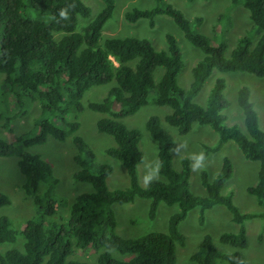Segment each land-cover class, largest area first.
<instances>
[{"label": "trees", "instance_id": "16d2710c", "mask_svg": "<svg viewBox=\"0 0 264 264\" xmlns=\"http://www.w3.org/2000/svg\"><path fill=\"white\" fill-rule=\"evenodd\" d=\"M101 1L103 7L95 17L76 30L78 18L89 16L88 7L80 0H0L3 83L18 106L28 98L38 102L41 114L34 121L33 132L13 136L10 143L0 139V156L16 153V165L24 179L21 189L31 198L35 208L34 215L24 221L19 231L24 240L23 250L0 252V264H175V245L184 243V235L178 231L179 222L188 210L198 207V222L202 223L204 211L215 204L224 206L237 225L234 232L220 233L218 241L237 249L245 248L244 221L253 217L264 220V212H240L230 196L220 193L232 174L229 158H222L220 169L212 180L201 170L199 183L205 194H192L188 189L189 159L182 156L179 169L172 167V138L161 128L159 118L151 115L144 125L157 144L158 178L141 187L136 179V165L142 159L137 147L140 133L117 119L135 113L147 103L153 90V103L170 109L163 121L174 127L178 134H185L193 123L208 125L217 133L216 143L204 147L205 155L231 140L245 159L257 161L256 181L246 187V192L258 205H264V131L258 127L248 89L242 86L236 93L247 135L236 126L223 123L220 111L227 102L221 93L224 84L220 78L214 80L204 105L192 101L214 69L264 77V0H230L232 5L241 3L247 10L258 37L252 45L249 36H240L227 58L223 56L224 43H215L205 34L193 30L181 10L164 0H153L154 5L149 8L134 7L124 11L125 21L145 18L149 26H153L156 15L169 16L184 38L202 52L201 59L191 68V82L187 88L176 83L182 61L172 35H165V51L155 50L146 39L128 36L100 39L101 28L114 8V0ZM193 20L199 23L201 18ZM157 67L162 68V72L154 83L153 72ZM110 81L114 84L106 96L97 102H87L86 107L108 115L99 118L95 128L112 137L114 146L107 147L105 154L117 160L128 176V186L114 190H109L104 183L111 168L100 163L89 168L92 153L75 134L78 123L74 119H65L70 110L75 114L82 110L80 99L85 90ZM44 114L52 118H44ZM11 118L7 117L3 123L9 133ZM69 134L77 151L73 159L78 166L71 177L74 181L88 183L92 189L74 196L68 205L67 218L62 222L61 216L50 220L57 212V201L53 190L56 179L51 175L49 164L24 148L43 143L47 136L63 141ZM41 182L47 185L38 193ZM136 197L149 200V218L154 216L160 202L177 206V211L168 217L166 232L153 231L134 238H122L114 233L109 205L127 203ZM8 203V197L0 192V206ZM16 234L9 219L0 216V244L14 241ZM74 250L87 251L93 259H69ZM112 251L120 257H114ZM190 260L197 264H251L237 250L217 251L207 234L191 253Z\"/></svg>", "mask_w": 264, "mask_h": 264}, {"label": "rangeland", "instance_id": "374dc122", "mask_svg": "<svg viewBox=\"0 0 264 264\" xmlns=\"http://www.w3.org/2000/svg\"><path fill=\"white\" fill-rule=\"evenodd\" d=\"M80 1L88 7L89 16L78 18L76 30H79L81 25L91 21L103 7L101 0ZM164 2L181 10L193 30L205 34L215 43H224L223 56L226 58L229 57L240 36H249L252 45L258 37L255 27L248 18L247 10L243 8L241 3L232 5L230 0H192L191 2L164 0ZM152 5H154L153 0H114L111 17L104 22L100 31V39L125 36L146 39L155 50L165 51L167 46L165 35H172L182 61V67L176 76V83L181 88H187L191 82V68L201 59L203 54L184 38L183 33L171 18L164 14L156 15L153 26H149L145 18L135 22H127L123 19L125 10L134 7L149 8ZM195 17L201 18L199 23L194 22ZM161 72L162 68L160 67L154 69V83L158 81ZM3 77L4 75L0 73V139L10 143L15 136L33 132L34 121L41 114L38 102H31L28 98H24L21 105L18 106L14 102L11 92L5 87ZM216 78L223 81L224 87L221 93L227 102V106L220 111L223 115V123L226 126H236L247 135L243 125L242 113L236 102L237 90L244 86L249 91V101L256 113L258 127L264 131V77H256L241 71L219 72L214 69L205 79L200 90L193 96L192 101L194 103L204 105L209 89ZM113 84L114 82L110 81L89 87L80 99L82 110L77 114L70 110L65 116L67 120L74 119L77 121L78 129L75 134L83 139L92 153L89 168L93 169L95 164L99 163L106 164L111 168V171L104 178V183L109 190L127 187L128 176L124 167L117 160L105 154L107 147L114 146L112 137L98 132L95 128V122L101 117H108V115L89 110L86 104L89 101L102 100ZM153 92V90L150 91L147 103L135 113L117 119L127 128H134L140 133L137 147L142 159L136 165L137 184L144 187L146 176L158 178L156 173L158 167L157 144L150 137L144 125L145 120L154 115L159 118L161 128L172 138L173 145L170 149L172 167L179 169L180 157L182 156L189 159L188 189L192 194H205L199 183V172L205 171L207 178L212 180L220 169L222 158L227 157L232 163V174L225 181L220 193L230 196L232 203L240 212H264V205H258L255 198L246 192V187L253 185L256 181L257 161L245 159L236 144L228 140L218 150L207 153L204 159L198 162L196 157L203 152L204 147L213 146L216 143L217 133L208 125L193 123L185 134H178L174 127L163 121V116L169 113L170 109L167 106L154 104L152 101ZM11 116L13 117L11 118ZM7 117L11 118L9 120L11 124L10 133L3 127ZM43 117L52 118L48 114H44ZM24 149L29 153L39 155L49 164L51 175L56 179L53 190L57 201V212L50 220L58 219L61 216V221L64 222L67 218L68 205L74 196L92 189L88 183L74 181L71 177L72 173L78 169L73 159L77 151L71 140V135H67L63 141L47 136L43 143L31 145ZM16 160L15 152L8 156H0V192L9 199L8 204L0 206V216H6L12 228L17 231L14 241L0 244V252L7 249L23 250L24 240L19 231L24 221L34 215L35 212L31 198L25 196L21 189L24 179L18 171ZM198 163L199 167L194 168ZM46 185L44 182L39 183L37 192L43 191ZM148 206L149 200L138 197L127 203L110 204L109 208L114 218V233L122 238H134L153 231L166 232L168 217L177 211V206L160 202L152 218L148 217ZM243 224L247 245L243 249H237L218 241L220 233L234 232L237 229V225L232 222L230 213L224 206L215 204L206 209L202 223L198 222V207L191 208L178 224V231L184 235V243L183 245H175V264H197L190 260V255L196 250L198 243L206 234L210 236L217 251L229 253L237 250L247 262L264 264V220L253 217L245 220ZM111 253L114 257H120L116 252L112 251ZM122 257H126V255ZM77 258L91 261L93 255H89L87 251L74 250L69 259ZM218 264L225 263L218 262Z\"/></svg>", "mask_w": 264, "mask_h": 264}, {"label": "clouds", "instance_id": "9594fccd", "mask_svg": "<svg viewBox=\"0 0 264 264\" xmlns=\"http://www.w3.org/2000/svg\"><path fill=\"white\" fill-rule=\"evenodd\" d=\"M61 15H62V16L65 15V13H64L63 10L61 11ZM204 156H205V154H204L203 152H201V153L199 154V156L196 157V159H197L198 162H199V161H201V160L204 159ZM195 167H199V163H198L196 166H194V168H195ZM152 179H153L152 176H146V177H145V181H146V182L151 181Z\"/></svg>", "mask_w": 264, "mask_h": 264}]
</instances>
